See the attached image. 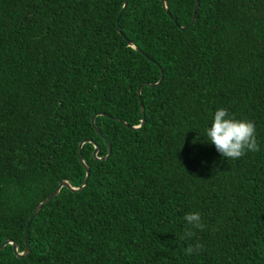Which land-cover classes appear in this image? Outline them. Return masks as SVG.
I'll list each match as a JSON object with an SVG mask.
<instances>
[{"label": "trees", "instance_id": "trees-1", "mask_svg": "<svg viewBox=\"0 0 264 264\" xmlns=\"http://www.w3.org/2000/svg\"><path fill=\"white\" fill-rule=\"evenodd\" d=\"M198 1L191 24L194 0H165L169 15L160 0H0V243L21 253L35 206L81 184V141L110 150L81 145L85 186L61 188L28 254L5 244L0 264H264V0ZM219 108L255 124L260 151H216ZM192 212L207 227L182 240Z\"/></svg>", "mask_w": 264, "mask_h": 264}, {"label": "clouds", "instance_id": "clouds-1", "mask_svg": "<svg viewBox=\"0 0 264 264\" xmlns=\"http://www.w3.org/2000/svg\"><path fill=\"white\" fill-rule=\"evenodd\" d=\"M210 144L227 160H237L247 152H258L260 147L256 140V127L252 121L231 117L224 108L215 111L212 123L205 130ZM184 221L190 227L185 230L181 239H191L195 235L193 230H204L207 225L202 222L200 212L187 213ZM202 248L199 243L189 244L185 248L186 255H193Z\"/></svg>", "mask_w": 264, "mask_h": 264}, {"label": "water", "instance_id": "water-1", "mask_svg": "<svg viewBox=\"0 0 264 264\" xmlns=\"http://www.w3.org/2000/svg\"><path fill=\"white\" fill-rule=\"evenodd\" d=\"M161 2V5H162V8L164 9L165 13L168 14V9H167V6H166V2L165 0H160ZM127 3V0H124L123 2V6H122V9L124 8V6L126 5ZM198 6H199V1L198 0H194V9H193V14H192V21H191V24H194L195 23V15H196V11L198 9ZM122 11V10H121ZM169 15V14H168ZM120 14L118 15L117 19L119 18ZM183 27H180V29H182ZM117 31L119 33V35H121L124 39L125 37L123 36L121 30L119 28H117ZM132 48H135L134 45H131ZM162 79V73L159 72V79L156 83L154 84H145L147 87H155L157 86L160 81ZM143 85H140L138 86V88L136 89V95H137V101H138V107H139V111L142 115L143 113V110H142V106H141V101H140V90L142 88ZM96 114L93 115L90 120H89V123L91 125V127L96 131V133L99 134L98 130L94 127V124H93V121H94V118H95ZM114 120H118V119H114ZM119 121V120H118ZM143 122H144V119L143 117H141V120H140V123L138 126L136 127H129L131 130H137L140 126L143 125ZM127 127V126H125ZM84 142H89L92 146H93V149H92V157L93 159L95 160H104L108 155H109V146L106 145L107 147V153L104 157L102 158H98L96 156V152H97V146L95 145V143L93 141H81L79 144H78V147H77V150H76V154H77V160L78 162L80 163V165L82 166V168L84 169V173H85V177L84 179L82 180L81 184L77 187V188H72L70 187L69 185H67L65 182H58L57 186L55 187V189L49 194L47 195L42 201H40L36 206L35 208L31 211L27 221L25 222V225H24V228H23V250L21 253H17L16 252V245L13 241L11 240H6L4 239L1 243H0V249L6 244V245H10L11 249H12V252L13 254L18 257V258H21L23 256H26L29 252V245H28V238H27V230H28V226H29V223L31 221V219L33 218V216L37 213V211L47 202H49L53 197L56 196V194L59 192V190L61 188H65L71 192H75V191H80L86 184V181L88 179V169L87 167L85 166V164L83 163L82 159H81V156H80V147L81 145L84 143Z\"/></svg>", "mask_w": 264, "mask_h": 264}]
</instances>
